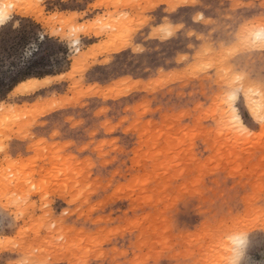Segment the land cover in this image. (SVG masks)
Here are the masks:
<instances>
[{"label":"rangeland","instance_id":"374dc122","mask_svg":"<svg viewBox=\"0 0 264 264\" xmlns=\"http://www.w3.org/2000/svg\"><path fill=\"white\" fill-rule=\"evenodd\" d=\"M63 2L0 0L2 6H14L9 24L21 25L0 29L9 34L0 41V51L14 55L10 35L17 31L54 29L70 40L74 23L64 17ZM168 2L77 0L75 11L92 6L88 17L110 25L99 35H80L79 54L94 62L98 78L86 75L77 81L79 88L62 82L52 92L39 90L14 110L0 112V136L8 141L11 133L12 138V150L0 155V210L10 200L15 203L13 197H39L18 209L19 227L0 226V264H11L25 252L51 264H212L231 243L227 221H240L250 232L264 228V144L221 135L215 108L204 106L208 87L203 77L176 81L167 71L154 70L157 61L167 65L186 54L182 45L140 30L137 39L148 49L146 56L122 47L121 29L140 11L129 5ZM262 2L219 0L257 8ZM33 3L38 10L24 7ZM155 15L163 20L166 13L158 7ZM75 42L63 44L73 56ZM54 72L38 64L18 79ZM5 87L0 84V91ZM59 101L65 105L62 114L45 127L54 130L55 122L69 116L83 120L74 138L87 146L50 133L35 140L28 136L26 129L41 122L38 113ZM253 239L249 258L260 264L264 251L259 236Z\"/></svg>","mask_w":264,"mask_h":264},{"label":"snow or ice","instance_id":"6c2138e0","mask_svg":"<svg viewBox=\"0 0 264 264\" xmlns=\"http://www.w3.org/2000/svg\"><path fill=\"white\" fill-rule=\"evenodd\" d=\"M61 6L68 9L63 14L66 20L74 23L69 34L70 40H62V34L54 29L45 31L41 28L38 32L27 34L17 31L10 35L14 55H5L0 51V84L7 85L0 91V112L14 110L15 105L23 104L28 93L37 88L52 92L65 81L79 88L77 81H83L86 75L98 78L100 70L94 67V62L79 54L80 35L89 36L94 32L99 35L103 28L110 25H105L100 19L92 20L88 17L92 6L82 12L75 11L78 7L77 0H64ZM13 7L0 6V29L11 27L19 30V22L9 24ZM24 7L38 10L39 5L33 3ZM129 7H136L140 11L138 16H133L131 22L121 29L122 47L131 53L146 56L148 49L140 46L137 39L140 30H145L146 33L151 30L153 37L165 38L178 47L182 45L180 50L186 54L181 55L178 60H170L167 65L157 61L154 70L162 74L167 71L168 78L176 81L191 76L203 77L208 87L204 106L215 108V126L220 129L221 135L227 133L231 139L241 143L259 141L264 144V2L258 8L255 5H227L219 3V0L216 3L212 0H170L163 5L141 3ZM158 7H162L166 13L163 20L155 15ZM234 9H244L245 12L242 15L239 11H233ZM32 15L39 18L37 13ZM252 16L255 18L250 19ZM192 20L197 23L192 24ZM6 34L8 33L0 31V41ZM72 40L76 41L75 56L67 53L63 47L64 43L70 44ZM65 61L68 62V67L61 66ZM99 63L112 65L110 60H101ZM38 64L54 67L55 72L42 78L18 79ZM93 87L98 88L99 85L94 84ZM64 107L63 101H59L40 111L38 116L41 122H34V126L26 129L28 136L35 140L46 138L50 133L53 138L75 144L84 143L87 146L85 141L74 138L75 133L84 125L83 120L69 116L67 120L55 122L54 130L45 127L54 123L55 117L62 114ZM0 128H3L2 124ZM109 128L115 131L111 125ZM7 135L8 141L0 136V155L6 156L12 150L11 133ZM29 184L32 185L30 191L34 192L35 184L31 180ZM12 199L15 203L10 200L0 210V226L5 228L19 227L21 211L18 209L31 205L32 200H38L39 197H32L29 193L28 197ZM261 220L264 222V217ZM226 223L231 228L227 233L231 243L212 264H256L249 258V253L255 244L253 237L257 235L261 250L264 251V228L257 233L250 232L247 225L240 221L230 220ZM11 264L51 262L31 259L29 252H25ZM260 264H264V260Z\"/></svg>","mask_w":264,"mask_h":264},{"label":"bare ground","instance_id":"6f19581e","mask_svg":"<svg viewBox=\"0 0 264 264\" xmlns=\"http://www.w3.org/2000/svg\"><path fill=\"white\" fill-rule=\"evenodd\" d=\"M0 6H2V5H0ZM75 44H76V42H75ZM80 51H81V50H80V48H79V52H80ZM39 90H41V89L37 88V89H35L34 91L28 93V95L34 94V93L38 92Z\"/></svg>","mask_w":264,"mask_h":264}]
</instances>
